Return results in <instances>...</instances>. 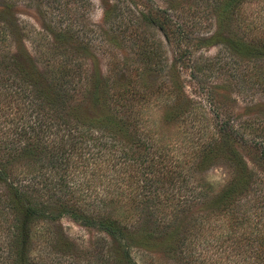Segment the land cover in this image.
Wrapping results in <instances>:
<instances>
[{
	"label": "trees",
	"instance_id": "16d2710c",
	"mask_svg": "<svg viewBox=\"0 0 264 264\" xmlns=\"http://www.w3.org/2000/svg\"><path fill=\"white\" fill-rule=\"evenodd\" d=\"M245 2L254 3L248 24L249 33H255L246 35L243 45L254 68L264 58V0H214L213 17L217 33L236 19ZM110 10L122 17L121 0H114ZM140 18L165 33V25L149 13ZM137 29L135 24L130 33ZM139 29L142 44L136 49L147 65L126 70L112 57L103 77L91 81L87 91L81 83L87 75L79 65L70 67L73 58L65 51L46 54L48 63L61 64L43 71L25 55L8 57L0 51V264H52L49 255L30 256L29 227L40 224L47 232L59 213L105 236L107 252L89 264H134L133 247L170 253L184 264L195 256L200 264L199 254L202 263L209 252L212 264H264V225L250 226L259 222L251 212L264 204V179L232 159L230 179L211 192L200 175L219 157L220 138L184 155L176 149L182 139L170 136L166 117L185 124L193 103L182 94L180 99L174 88L165 93L163 78L152 85L139 83L142 73L164 74L170 81L160 44L150 47L153 42ZM109 30L122 38L127 32L114 23ZM241 46L233 39L225 49L238 55ZM125 74L127 79L119 82ZM167 97L172 111L157 119L153 106L163 107ZM87 104L95 109L91 116L82 110ZM232 131L221 135L231 138ZM255 137L249 148L264 167V127ZM200 208L226 216V224L209 227L207 212ZM258 216L264 221V213ZM199 237L206 238L196 244Z\"/></svg>",
	"mask_w": 264,
	"mask_h": 264
},
{
	"label": "rangeland",
	"instance_id": "374dc122",
	"mask_svg": "<svg viewBox=\"0 0 264 264\" xmlns=\"http://www.w3.org/2000/svg\"><path fill=\"white\" fill-rule=\"evenodd\" d=\"M213 3L214 0H121L122 17H113L110 9L114 0H0V33L4 34L0 51L8 57H29L37 71L50 66L58 67L61 62L48 63L46 54L65 51L73 58L70 67L79 65L78 69L87 75L81 81L87 91L96 77H103L105 66L112 57L121 61V67L126 70L147 65L136 49L142 44L141 26L146 37L153 42L150 47L160 44L159 54L167 66L166 74L170 81L164 74L142 73L139 83L152 85L163 78L165 93L174 88L180 99L182 94L185 100L193 103L185 124L166 117L165 127L170 136L176 137L177 142L182 139L176 149L184 155L187 149L194 152L210 140L220 138L219 157L212 159L210 169L203 170L200 175L211 192L216 193L230 179L228 160L244 162L247 169L256 173V178L264 179V167L258 160L257 151L249 148L250 143L256 140V132L264 127V58L250 68L248 60L251 59L244 55L246 38L255 33H249L248 24L254 3L241 4L236 19L227 22L217 33ZM146 13L165 25V33L156 26L143 25L140 17ZM131 15H134L133 18ZM113 23L119 29L126 27L123 38L109 30ZM135 24L138 29L132 34L130 30ZM236 24L240 30H237ZM233 39L242 42L238 55H230L225 49L232 47ZM186 50L188 55L184 53ZM218 57H222L221 60ZM213 62L215 64L210 67ZM191 73L194 75L190 76ZM127 77L125 74L118 81H125ZM168 98L171 100L167 97L164 109V106H153L157 119L162 114L171 113V106L167 107ZM88 106L82 110L86 114L90 111L88 116H91L95 109ZM220 120L225 123L221 127ZM228 129H233L236 135L231 138L222 136L221 132ZM186 145L191 148H186ZM189 159L187 156L186 160ZM200 209L207 212L206 208ZM251 213L257 214L259 222L254 221L255 225L250 226L258 229L264 225L258 216H263L264 204L261 209H252ZM59 214L48 226L50 230L47 232L40 224L30 225L32 258L46 254L52 258V264H89L87 262L107 252L108 246L101 231L85 226L67 214ZM205 217L209 220V227L213 228L218 224L225 225L227 220L226 216H214L209 211ZM204 238L199 237L194 242L198 244ZM130 252L134 264H184L174 255L154 248L144 250L133 247ZM211 257V253H207L201 263L202 254H199L198 263L212 264ZM195 258L191 259V264H196Z\"/></svg>",
	"mask_w": 264,
	"mask_h": 264
}]
</instances>
